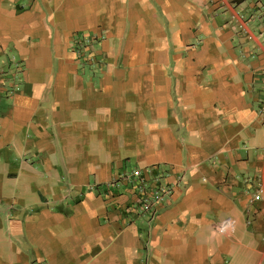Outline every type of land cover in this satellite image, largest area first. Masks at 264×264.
Wrapping results in <instances>:
<instances>
[{
  "label": "crops",
  "instance_id": "1",
  "mask_svg": "<svg viewBox=\"0 0 264 264\" xmlns=\"http://www.w3.org/2000/svg\"><path fill=\"white\" fill-rule=\"evenodd\" d=\"M263 103L264 0H0V264H264Z\"/></svg>",
  "mask_w": 264,
  "mask_h": 264
},
{
  "label": "built area",
  "instance_id": "2",
  "mask_svg": "<svg viewBox=\"0 0 264 264\" xmlns=\"http://www.w3.org/2000/svg\"><path fill=\"white\" fill-rule=\"evenodd\" d=\"M96 40V36H85L75 39L74 45L78 50H85L91 48ZM6 69L4 75L7 76L6 81L9 82L8 93L13 94L19 90L22 73L20 60L15 55L8 54ZM259 113L264 114V103L262 108L259 109ZM167 177V172L155 167L148 169L133 168L118 174L106 187L115 189L119 188L121 184L131 185L135 192V199L130 209L136 216H146L149 220H152L158 209L169 200L173 189L181 179L177 178L175 183H167ZM258 201L264 202V179L262 177L259 179L258 185L250 198L252 203ZM218 231L223 234L226 232V228L218 226Z\"/></svg>",
  "mask_w": 264,
  "mask_h": 264
}]
</instances>
